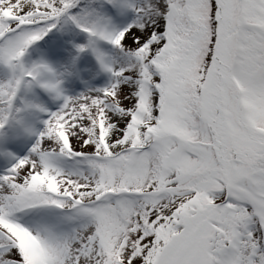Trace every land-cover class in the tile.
Masks as SVG:
<instances>
[{
	"label": "snow or ice",
	"instance_id": "snow-or-ice-1",
	"mask_svg": "<svg viewBox=\"0 0 264 264\" xmlns=\"http://www.w3.org/2000/svg\"><path fill=\"white\" fill-rule=\"evenodd\" d=\"M0 264H264V0H0Z\"/></svg>",
	"mask_w": 264,
	"mask_h": 264
}]
</instances>
